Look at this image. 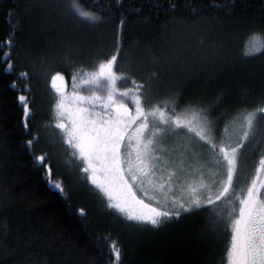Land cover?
<instances>
[{"label":"trees","instance_id":"1","mask_svg":"<svg viewBox=\"0 0 264 264\" xmlns=\"http://www.w3.org/2000/svg\"><path fill=\"white\" fill-rule=\"evenodd\" d=\"M66 4L0 0V264H117L116 250L120 264H228L230 223L218 209L205 206L153 227L107 208L55 132L51 77L59 72L76 89L122 37L115 70L130 75L117 82L120 90L155 73L160 99L178 92V112L195 103L221 126L264 98V0H75L79 12L102 19L95 26ZM22 94L31 132L23 126ZM37 129L40 143L29 149ZM261 133L264 121L257 140ZM255 143L242 150V171L264 150ZM44 152L64 193L35 162Z\"/></svg>","mask_w":264,"mask_h":264},{"label":"snow or ice","instance_id":"2","mask_svg":"<svg viewBox=\"0 0 264 264\" xmlns=\"http://www.w3.org/2000/svg\"><path fill=\"white\" fill-rule=\"evenodd\" d=\"M66 7L69 14L77 15L82 22L93 26L103 22L99 16L79 12L75 0H67ZM7 43L10 47L11 39ZM115 47L116 53L101 60L81 81L90 86V95L74 92L67 98L61 94L56 104V127L63 133V143L72 149V156L83 162L81 171L106 197L107 208L139 224L158 227L173 217L180 218L182 213L194 214L196 209L226 203L231 225L228 264H264V179L253 180L246 193L237 195L233 188L241 150L254 140L253 147L264 143V133L260 140L256 139L264 121V98L251 111L243 110L226 122L220 135V118L209 119V108L189 103L178 112V92L160 99L151 83L158 79L155 73L142 83L133 79L131 88L120 90L117 82L130 75L115 70L122 37L117 38ZM8 56L10 51L5 53ZM10 69L11 65L5 71ZM20 77L27 79L28 74L21 72ZM58 79H62L59 73L53 77V86L60 93L55 84ZM12 86L16 87L15 82ZM98 91L103 94L98 95ZM18 101L23 108V126L31 132L28 97L22 94ZM181 129L192 135L178 145L181 151L176 155L173 149L163 148V141ZM41 136V129H37L26 142L29 149L40 143ZM234 136L238 139L233 140ZM194 137L198 142H193ZM205 152L207 159H203ZM190 158L194 164L186 163ZM50 161L47 152L35 156V162L46 171L49 186L64 193V180L55 178L59 173L54 172ZM260 165L264 166V156ZM176 190L180 197L175 195ZM233 197L239 204L238 214L232 207ZM120 254L116 250L117 264Z\"/></svg>","mask_w":264,"mask_h":264},{"label":"rangeland","instance_id":"3","mask_svg":"<svg viewBox=\"0 0 264 264\" xmlns=\"http://www.w3.org/2000/svg\"><path fill=\"white\" fill-rule=\"evenodd\" d=\"M57 73H59V72H57ZM57 73H54L52 75V77H51V85L53 87L54 96H55L54 97L55 98V104H54L53 114H52V117H53L52 118V122L54 123L53 126L55 128V132H57L56 124H57V122L59 120V117L57 116L56 104H57V101L61 98V94H63L67 98H71L74 92L79 93L80 95H85V96L91 94V92L89 91L90 86L89 85H84V84H81V85L77 86V88L74 89V90H70V88L67 87V84H66V82L64 80V77L62 76L63 74H61V73H59V74L62 77V79H58V80L55 81L56 86L61 89V92L58 93L57 90H56V87L53 86V77L56 76ZM83 88H85V89H83ZM97 94L100 95V94H103V93L98 91ZM128 102H129V105H130V101H128ZM130 107H131V105H130ZM98 109H100L99 105H97L96 111H99ZM228 121L229 120L225 121L223 124H221V126H218L220 135L223 134L224 124L226 122H228ZM57 129H58V131H59V133L61 135V139H60L61 141L60 142H61L62 146L67 149L68 153H70L69 157L72 158L73 163L76 162V161H80L78 158H76L74 156H71L72 155L71 154L72 153V149L70 148V151L68 150L69 146L63 143V133H62V131L59 128H57ZM188 135H192V134L187 133L186 129H181L174 135H172V134L167 135L165 137L164 141H163V148L165 150L173 149L174 153L176 155H178L179 152L181 151V147H178V145H182L185 142V137L188 136ZM236 139H238V137L234 136L233 140H236ZM193 142H198V138L194 137L193 138ZM197 150L203 152V149H197ZM242 150H241V152H242ZM240 156L238 158V169H237V173L234 176V183H233V188H234V191H235V193L237 195H239L241 193H246L248 186L253 182V180L264 179V166L260 165V159H261L262 156H264V150L256 155L254 160L251 162L250 167L244 169V171H242L240 169V166H239L240 165V163H239L240 162ZM207 158H208V154L205 152L204 156H203V159H207ZM67 162L69 163V161H67ZM80 162H81V167L83 168L84 167L83 162L82 161H80ZM186 163L194 164L195 161H193L190 158L188 161H186ZM65 164H67V163H65ZM257 168L261 169V171L259 173L257 172ZM86 176H87V174H86ZM262 191H264V189H262ZM175 195L177 197H180L181 193L179 192V190H176ZM145 199L147 200L146 197H145ZM232 199H233L232 207H234L236 209V213L235 214H238V208H239L238 201H236L234 197ZM153 203L155 204V201H153ZM171 207H172V204H171V202H169L168 208H171ZM228 207L229 206L226 203H224V202H218L214 207L210 206V208H212V209H216V210L218 209L219 213L223 214L224 217L230 223V219H229V217L226 214ZM165 210H167V209H165ZM218 217L221 218L222 215H220ZM224 217H222V218H224ZM230 229H231V225H230Z\"/></svg>","mask_w":264,"mask_h":264}]
</instances>
